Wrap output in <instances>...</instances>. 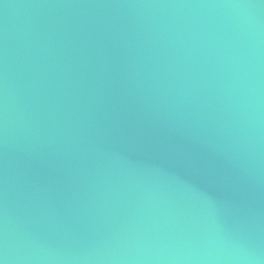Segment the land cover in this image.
I'll return each instance as SVG.
<instances>
[{
    "label": "water",
    "instance_id": "95a60500",
    "mask_svg": "<svg viewBox=\"0 0 264 264\" xmlns=\"http://www.w3.org/2000/svg\"><path fill=\"white\" fill-rule=\"evenodd\" d=\"M0 264H264V0H0Z\"/></svg>",
    "mask_w": 264,
    "mask_h": 264
}]
</instances>
